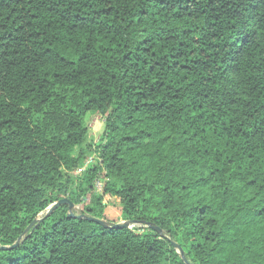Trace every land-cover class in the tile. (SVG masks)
Segmentation results:
<instances>
[{
    "label": "trees",
    "instance_id": "obj_1",
    "mask_svg": "<svg viewBox=\"0 0 264 264\" xmlns=\"http://www.w3.org/2000/svg\"><path fill=\"white\" fill-rule=\"evenodd\" d=\"M0 264H264V0H0Z\"/></svg>",
    "mask_w": 264,
    "mask_h": 264
},
{
    "label": "rangeland",
    "instance_id": "obj_2",
    "mask_svg": "<svg viewBox=\"0 0 264 264\" xmlns=\"http://www.w3.org/2000/svg\"><path fill=\"white\" fill-rule=\"evenodd\" d=\"M86 124L89 128V138L90 141H92L93 143H96L99 138L101 137L102 133H103V129H104V123H103V118L97 114H88L86 116ZM94 158L95 156H91L84 164V169L89 167L91 165V163L94 162ZM102 183H98L97 185V190H96V195L98 197L102 196ZM103 205L106 206L107 210H108V217L110 220H112L113 222H119V224H122L123 221L121 219V210L119 207V201L111 198L109 196H104L103 197Z\"/></svg>",
    "mask_w": 264,
    "mask_h": 264
},
{
    "label": "water",
    "instance_id": "obj_3",
    "mask_svg": "<svg viewBox=\"0 0 264 264\" xmlns=\"http://www.w3.org/2000/svg\"><path fill=\"white\" fill-rule=\"evenodd\" d=\"M63 204H67L69 205V216L70 217H74L71 213V210H72V205L67 201V200H61L59 201L58 203H56L55 205L52 206V208L49 210L48 212V215L54 210L56 209L57 207H59L60 205H63ZM87 221H90V222H93V223H96L98 225H103L104 223L101 222V221H98V220H93V219H87ZM115 229L117 230H121V229H128L130 228V224L128 222L126 223H122V224H118L114 227ZM157 232H160L159 230H155ZM1 250H8V248H1Z\"/></svg>",
    "mask_w": 264,
    "mask_h": 264
}]
</instances>
